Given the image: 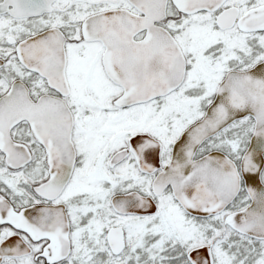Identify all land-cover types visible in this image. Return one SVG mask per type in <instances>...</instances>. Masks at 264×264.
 <instances>
[{
	"label": "snow or ice",
	"instance_id": "obj_1",
	"mask_svg": "<svg viewBox=\"0 0 264 264\" xmlns=\"http://www.w3.org/2000/svg\"><path fill=\"white\" fill-rule=\"evenodd\" d=\"M0 264H264V0H0Z\"/></svg>",
	"mask_w": 264,
	"mask_h": 264
}]
</instances>
